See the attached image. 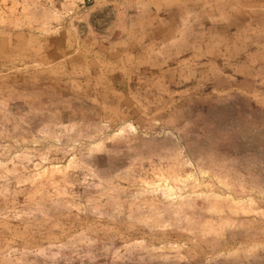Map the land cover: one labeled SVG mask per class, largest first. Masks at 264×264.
Instances as JSON below:
<instances>
[{
  "label": "rangeland",
  "instance_id": "obj_1",
  "mask_svg": "<svg viewBox=\"0 0 264 264\" xmlns=\"http://www.w3.org/2000/svg\"><path fill=\"white\" fill-rule=\"evenodd\" d=\"M0 264H264V0H0Z\"/></svg>",
  "mask_w": 264,
  "mask_h": 264
},
{
  "label": "built area",
  "instance_id": "obj_2",
  "mask_svg": "<svg viewBox=\"0 0 264 264\" xmlns=\"http://www.w3.org/2000/svg\"><path fill=\"white\" fill-rule=\"evenodd\" d=\"M94 0H82L83 3H91Z\"/></svg>",
  "mask_w": 264,
  "mask_h": 264
}]
</instances>
